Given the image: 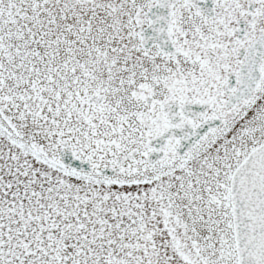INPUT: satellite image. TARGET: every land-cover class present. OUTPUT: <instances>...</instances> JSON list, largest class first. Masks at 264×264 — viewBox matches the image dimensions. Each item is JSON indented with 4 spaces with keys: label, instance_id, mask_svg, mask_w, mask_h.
<instances>
[{
    "label": "snow or ice",
    "instance_id": "1",
    "mask_svg": "<svg viewBox=\"0 0 264 264\" xmlns=\"http://www.w3.org/2000/svg\"><path fill=\"white\" fill-rule=\"evenodd\" d=\"M0 264H264V0H0Z\"/></svg>",
    "mask_w": 264,
    "mask_h": 264
}]
</instances>
